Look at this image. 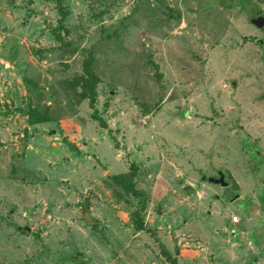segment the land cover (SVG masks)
<instances>
[{"label": "rangeland", "instance_id": "obj_1", "mask_svg": "<svg viewBox=\"0 0 264 264\" xmlns=\"http://www.w3.org/2000/svg\"><path fill=\"white\" fill-rule=\"evenodd\" d=\"M258 12L264 0H0V127L25 136L0 135V154H22L0 157V264H169L163 247L179 264H264ZM89 55L108 129L81 97ZM30 109L51 122L29 128ZM131 163L140 232L137 200L104 175Z\"/></svg>", "mask_w": 264, "mask_h": 264}, {"label": "trees", "instance_id": "obj_2", "mask_svg": "<svg viewBox=\"0 0 264 264\" xmlns=\"http://www.w3.org/2000/svg\"><path fill=\"white\" fill-rule=\"evenodd\" d=\"M60 15V26L63 27L62 25L66 21L67 14L65 13L64 8L61 6ZM93 63L94 58L92 55H89L84 63L85 76L82 78L81 82V87L83 88L81 97L83 99L89 100V107L93 110L92 118L96 121H99L100 127L108 129L106 122L99 116L98 111L95 109L98 97L96 88L97 85L100 83V79L94 71ZM27 120L30 126L51 122L47 111L40 113L34 109H30L27 112ZM70 149L77 151V154H80L77 148H75L74 146H70ZM138 172L139 166L137 165V163H131L129 165V170L126 174L108 176V180L113 184V186H115V192L118 197H123L129 203H132L131 199L137 200V206L131 205V208L136 209L131 213V225L136 231L140 232L144 231L145 229L143 214L147 210L149 198L145 191L137 187ZM161 251L162 255L169 262V264H179L177 259L172 257V255L168 251H166L164 247L161 249Z\"/></svg>", "mask_w": 264, "mask_h": 264}, {"label": "crops", "instance_id": "obj_3", "mask_svg": "<svg viewBox=\"0 0 264 264\" xmlns=\"http://www.w3.org/2000/svg\"><path fill=\"white\" fill-rule=\"evenodd\" d=\"M17 118H19V117H17ZM16 122H14V124H15ZM44 124H47V123H44ZM44 124H39V125H35V126H33V127H35V128H42V125H44ZM14 126V125H13ZM29 128L31 127V126H28ZM245 128V127H244ZM24 129H27V126H25L24 127ZM62 129H64V127L62 128ZM247 130L248 131H250L249 130V127L247 128ZM11 130L8 128L7 129V127H0V135L4 138H7L8 140H14V141H17L16 143L17 144H19V145H21V139H23L25 136H24V134L22 133V135L20 134V135H18V136H15V138H13V139H11V137H10V135H11ZM64 135V137L65 136H69V131L67 130V129H65L64 130V133H63ZM250 138V137H249ZM262 144H263V147H264V141H262ZM261 147V146H260ZM4 154V155H3ZM3 154H0V157H1V160H3V162H6V160H7V157L9 158V162H8V167H10V163H12V161H13V159L15 158V156L16 155H19V154H16V152H9V153H7V152H3ZM8 154V155H7ZM22 154H20L19 156H21ZM36 156L37 155V153L36 154H33V156ZM39 155V154H38ZM95 155V154H94ZM46 156H47V158H48V155L46 154ZM119 156V154H117L116 155V160L118 161L119 160V158H121V156L120 157H118ZM89 158V157H88ZM96 159H98L97 157H96ZM99 160V159H98ZM7 163V162H6ZM119 163V162H118ZM130 165V164H129ZM105 166H106V168H107V170H105V174L104 175H106V176H111L110 175V169L107 167V164H105ZM207 189H209L207 186H205ZM142 190V189H141ZM210 190V189H209ZM144 191V190H143ZM263 213V212H262ZM262 213L261 212H259V210L255 213L257 216H260V215H262ZM264 214V213H263ZM234 216H237V215H235V214H233L232 215V218L234 217ZM238 217V216H237ZM238 219H239V223L238 224H232V219H231V222H230V224H231V226H232V229H235V230H240L239 228H236V227H238L239 225H240V221H241V219L238 217ZM242 233L244 234L245 232L244 231H242ZM250 249L253 251H256L255 250V248H253L252 246H250ZM257 252H261V250H258Z\"/></svg>", "mask_w": 264, "mask_h": 264}, {"label": "water", "instance_id": "obj_4", "mask_svg": "<svg viewBox=\"0 0 264 264\" xmlns=\"http://www.w3.org/2000/svg\"><path fill=\"white\" fill-rule=\"evenodd\" d=\"M256 27L258 29H263L264 28V15L261 12L257 13V19H256V23H255ZM213 183L215 184H222V185H226V182L224 181V177H220V179H215L212 180Z\"/></svg>", "mask_w": 264, "mask_h": 264}, {"label": "built area", "instance_id": "obj_5", "mask_svg": "<svg viewBox=\"0 0 264 264\" xmlns=\"http://www.w3.org/2000/svg\"><path fill=\"white\" fill-rule=\"evenodd\" d=\"M239 223V219H238V217L237 216H234L233 218H232V224H238Z\"/></svg>", "mask_w": 264, "mask_h": 264}, {"label": "flooded vegetation", "instance_id": "obj_6", "mask_svg": "<svg viewBox=\"0 0 264 264\" xmlns=\"http://www.w3.org/2000/svg\"><path fill=\"white\" fill-rule=\"evenodd\" d=\"M264 15V14H263Z\"/></svg>", "mask_w": 264, "mask_h": 264}]
</instances>
